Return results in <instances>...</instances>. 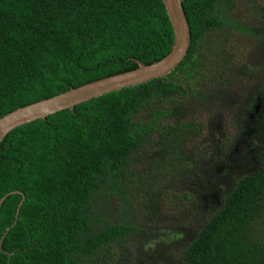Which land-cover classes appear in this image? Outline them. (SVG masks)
I'll list each match as a JSON object with an SVG mask.
<instances>
[{
	"label": "trees",
	"instance_id": "trees-1",
	"mask_svg": "<svg viewBox=\"0 0 264 264\" xmlns=\"http://www.w3.org/2000/svg\"><path fill=\"white\" fill-rule=\"evenodd\" d=\"M238 1L183 0L191 48L168 76L7 135L0 149V200L13 191L26 199L10 231L22 197L9 196L1 208L0 264H112L128 239L155 241L134 220V205L146 192H161L167 172L187 170L190 157L177 148L197 129L164 125L162 118L173 113L158 108L188 95L177 81L190 83L198 73L196 51L207 35L222 33L216 43L222 53L228 28L252 34L264 48L255 29L243 28L232 16ZM174 41L163 0H0V119L71 88L135 70V60L160 61ZM218 67L210 95H222L212 101L223 97V83L232 80L229 62ZM261 97H254L253 110ZM156 139L164 151L148 162ZM165 148L170 152L164 154ZM251 150L238 179H227L219 205L187 243L184 264H264V145ZM145 170L154 174V183ZM218 188L214 183L208 193Z\"/></svg>",
	"mask_w": 264,
	"mask_h": 264
},
{
	"label": "rangeland",
	"instance_id": "rangeland-1",
	"mask_svg": "<svg viewBox=\"0 0 264 264\" xmlns=\"http://www.w3.org/2000/svg\"><path fill=\"white\" fill-rule=\"evenodd\" d=\"M232 16L243 28L255 29L264 42V0H240ZM226 32L223 33V53L216 44L222 37L220 32L207 35L198 45L196 57L201 61L198 73L190 83L180 77L177 81L188 95L165 101L158 108L173 113L162 118L164 125L194 124L197 129L177 148L181 155L190 157L186 161L187 170L185 167L174 174L167 172L161 192H146L134 205V220L145 235L153 233L155 241L142 243L128 239L112 264H184L183 250L196 230L208 220L210 211L219 205L223 185L226 187L230 180L238 179L236 173L243 160L251 155L253 145H264V48L259 47L250 33L232 28ZM222 60L224 65L231 64L233 73L229 72V77L232 80L223 83V97L212 101L222 95H210L217 88L212 84ZM257 95L262 97L253 110L251 106ZM258 114L261 116L254 122ZM168 149L165 148L164 154L170 152ZM162 151L156 139L146 160L151 161L154 152ZM179 166L177 164V168ZM145 172L151 174L154 183V174L149 170ZM214 183L219 185L218 193L210 195L208 191Z\"/></svg>",
	"mask_w": 264,
	"mask_h": 264
},
{
	"label": "water",
	"instance_id": "water-1",
	"mask_svg": "<svg viewBox=\"0 0 264 264\" xmlns=\"http://www.w3.org/2000/svg\"><path fill=\"white\" fill-rule=\"evenodd\" d=\"M163 1L175 34L172 50L165 58L151 65L135 60L138 64L135 70L97 80L78 88H71L67 92L18 108L5 115L0 119V149L7 135L18 127L37 120H46L47 117L64 110L73 111L77 105L84 102L125 88L136 87L173 73L188 55L191 48V31L183 9V0ZM11 195H20L22 200L17 208L15 221L7 231H10L17 223L26 199L21 191H13L0 200V211L6 199Z\"/></svg>",
	"mask_w": 264,
	"mask_h": 264
}]
</instances>
